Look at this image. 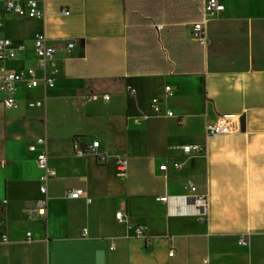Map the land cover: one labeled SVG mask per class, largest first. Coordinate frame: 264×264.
Returning <instances> with one entry per match:
<instances>
[{"label": "crops", "instance_id": "obj_1", "mask_svg": "<svg viewBox=\"0 0 264 264\" xmlns=\"http://www.w3.org/2000/svg\"><path fill=\"white\" fill-rule=\"evenodd\" d=\"M40 2L57 73L52 88L20 84L17 108L0 94V264H264V0H221L225 10L208 17L204 47L193 25L206 0ZM40 28L6 17L0 37L13 40L16 54L0 70L37 66ZM176 38L202 48V72L174 71L167 41ZM129 44L141 74L129 73ZM162 61L170 71L156 72ZM155 98L176 116L144 120ZM220 116L241 131L207 139L206 125ZM39 140L46 144L31 152ZM79 141L101 147L77 157ZM180 145H203L207 154L186 157ZM41 153L57 174L47 218L36 210ZM117 158L127 160L125 170ZM76 189L92 201L68 198ZM193 196L208 198L205 221Z\"/></svg>", "mask_w": 264, "mask_h": 264}, {"label": "built area", "instance_id": "obj_2", "mask_svg": "<svg viewBox=\"0 0 264 264\" xmlns=\"http://www.w3.org/2000/svg\"><path fill=\"white\" fill-rule=\"evenodd\" d=\"M225 10L221 0H206L202 9V19L193 25L194 36L196 41L201 46L207 45V31L206 25L208 23V17L210 15L221 14ZM17 15L23 20H29L37 22L41 25L40 30L34 37V52L37 57V66L35 68H29L26 70L11 71L7 69L0 70V94L4 95V104L6 108L18 107V87L20 84H25L28 88H37L42 82L44 86L52 88L54 86V78L57 73L56 70V49L49 45V40L45 32L46 13L41 5L40 0H0V34L4 30L6 17L9 15ZM64 15H69V12H63ZM74 43L70 42L67 45V51L70 52L74 49ZM16 49L14 42L9 37H0V63L8 62L14 59ZM41 70L44 72V77L41 80L36 78V72ZM167 94H173V90L170 87L166 88ZM92 100L97 101L98 97H93ZM103 100L108 102L110 97L108 95L103 96ZM30 107H42L41 102H30ZM176 115L169 109L165 108L161 100L153 99L150 103V113L144 117V120H150L155 118H173ZM241 126L235 120L220 116L216 121L210 122L206 125L205 136L207 139L224 136L232 133L240 132ZM45 140H39L35 145L30 147L31 152H37L39 146H44ZM100 142L96 141L90 145L83 146L81 142L75 144V154L77 157H84L89 154H97L100 149ZM178 149L184 156H203L207 154V147L203 145H180ZM119 168L125 170L128 162L126 159H116ZM37 167L42 172L40 177V194L42 198L37 202L36 210L42 218H47L48 213V187L49 183L56 178V171L50 165L49 157L44 154H38ZM176 170L182 169V164L175 165ZM161 171L166 170V166L160 168ZM191 192H196V187L193 184H189ZM70 199L86 198L90 203L92 200L88 198L86 192L82 189L71 190L68 193ZM190 197L184 198L185 202H189ZM194 206L197 209V215L201 221L206 220L208 198L207 196H193ZM158 201L165 204H169L171 199L169 197L158 198ZM117 219L120 222H124V216L122 212L117 214ZM29 237V235H28ZM241 245H245L244 239L240 240ZM111 246V250L113 249ZM173 256V253L170 254Z\"/></svg>", "mask_w": 264, "mask_h": 264}, {"label": "trees", "instance_id": "obj_3", "mask_svg": "<svg viewBox=\"0 0 264 264\" xmlns=\"http://www.w3.org/2000/svg\"><path fill=\"white\" fill-rule=\"evenodd\" d=\"M159 9H155L154 11H158ZM175 31H178L180 29L175 28ZM169 29H165V32H168ZM177 42L174 45H171L167 41V48L169 49L170 56L173 58L176 62V68L175 72L176 73H181V74H195V73H200L202 72V48L201 47H185L182 44H179L178 38ZM130 41V37H129ZM156 49L159 47L155 43ZM163 58V55H160ZM134 52L132 51V47L129 44L128 48V67H129V73L131 74H141L142 69L141 67L138 69H135L134 66ZM163 60V59H162ZM164 68L159 69L156 72H168L171 70V66L169 64H166L164 61L161 63ZM138 65H142V63L139 62ZM155 71V70H153Z\"/></svg>", "mask_w": 264, "mask_h": 264}, {"label": "rangeland", "instance_id": "obj_4", "mask_svg": "<svg viewBox=\"0 0 264 264\" xmlns=\"http://www.w3.org/2000/svg\"><path fill=\"white\" fill-rule=\"evenodd\" d=\"M13 27H15V25H13V24H8V25H7V30H8L10 33H12V29H13Z\"/></svg>", "mask_w": 264, "mask_h": 264}, {"label": "water", "instance_id": "obj_5", "mask_svg": "<svg viewBox=\"0 0 264 264\" xmlns=\"http://www.w3.org/2000/svg\"><path fill=\"white\" fill-rule=\"evenodd\" d=\"M59 259H61V258H57V260H59Z\"/></svg>", "mask_w": 264, "mask_h": 264}]
</instances>
